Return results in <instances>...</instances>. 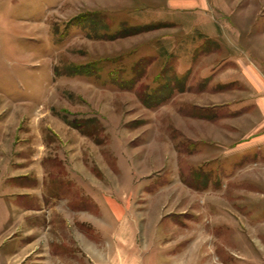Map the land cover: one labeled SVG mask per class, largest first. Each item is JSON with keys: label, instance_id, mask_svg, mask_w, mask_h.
<instances>
[{"label": "rangeland", "instance_id": "rangeland-1", "mask_svg": "<svg viewBox=\"0 0 264 264\" xmlns=\"http://www.w3.org/2000/svg\"><path fill=\"white\" fill-rule=\"evenodd\" d=\"M12 161L0 264H264V0H0Z\"/></svg>", "mask_w": 264, "mask_h": 264}, {"label": "crops", "instance_id": "crops-1", "mask_svg": "<svg viewBox=\"0 0 264 264\" xmlns=\"http://www.w3.org/2000/svg\"><path fill=\"white\" fill-rule=\"evenodd\" d=\"M11 166H12L11 168L14 169L13 171L10 170L9 173L7 171H5V175L2 172L0 173V175L2 174L0 177L1 178L0 179V185H1L0 186V198L1 197L3 199L6 197L12 198V199L29 198L30 196H33L32 194H37L43 190V188H44L43 180H44L45 175L47 174V171L43 168L42 162H40V164L35 163V166H36V167H34L35 169H32V171H29L31 176L32 175L35 176V183L33 185H28V186H23V185H19V184L16 185L17 180L14 179V178H18L22 174L21 170H20L21 164L12 161ZM15 169H18L19 171H15ZM8 179H10V180H8ZM27 196H29V197H27ZM49 199L51 201L57 200V198H55L54 196H50L48 198V200ZM36 202L37 203L34 206L36 209L44 208V204L39 205L38 200ZM19 207L21 210L26 209L25 207H22V206H19Z\"/></svg>", "mask_w": 264, "mask_h": 264}]
</instances>
